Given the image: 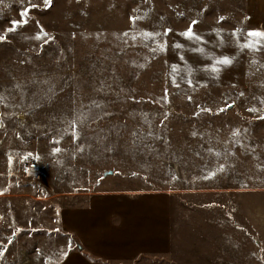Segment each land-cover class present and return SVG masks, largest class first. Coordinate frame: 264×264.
I'll return each instance as SVG.
<instances>
[{"label": "rangeland", "instance_id": "374dc122", "mask_svg": "<svg viewBox=\"0 0 264 264\" xmlns=\"http://www.w3.org/2000/svg\"><path fill=\"white\" fill-rule=\"evenodd\" d=\"M30 4L0 42V264H59V211L102 190L170 193L172 264H264V49L239 46L264 27L246 0H0V35Z\"/></svg>", "mask_w": 264, "mask_h": 264}, {"label": "crops", "instance_id": "0c3cea01", "mask_svg": "<svg viewBox=\"0 0 264 264\" xmlns=\"http://www.w3.org/2000/svg\"><path fill=\"white\" fill-rule=\"evenodd\" d=\"M246 3V24L263 28L264 0ZM170 199V193L161 190H102L80 197L78 203L58 213V230L68 240L64 248L67 255L63 253L59 264H172L167 261L171 248ZM72 236L81 250L75 249Z\"/></svg>", "mask_w": 264, "mask_h": 264}, {"label": "snow or ice", "instance_id": "6c2138e0", "mask_svg": "<svg viewBox=\"0 0 264 264\" xmlns=\"http://www.w3.org/2000/svg\"><path fill=\"white\" fill-rule=\"evenodd\" d=\"M44 4L46 7H50L52 4V0H44ZM33 7H37V5H31L28 8H25L22 12H21V21H13L12 22V27L10 29L6 30V33L4 35H0V42H3L4 40L7 39V32H15L17 30V28L19 27H23L24 25H26L29 21V12L31 10V8ZM140 17H132V21L133 23L136 22L137 19H139ZM224 18L221 17L220 20L222 21ZM197 22L193 21L192 24L189 25V28L182 33L181 35H183L186 39H190V40H195L197 42H199L201 40V37L195 33L193 31V27L195 26ZM171 32V29H167L163 35H168V33ZM125 35H128L127 33H125ZM155 35L157 34H145L146 38H151L154 39ZM234 36L236 35V33L233 34ZM48 36V33L45 32L43 30V28L41 27L40 29V33L37 34L35 37H33L36 40H41L44 39L45 37ZM133 39H135V37H133ZM241 47V49H248L249 51H258L261 49H264V31H250L247 33L246 35V39L245 42L243 44L239 45ZM177 47H179V45H177ZM156 49H153V51H155ZM160 50L163 51L164 50V45H160ZM201 52L203 51L202 49L200 50ZM232 63L231 59L224 57L222 59H218L215 61V64L212 67V71L215 73H219L220 71V67L219 66H228ZM143 67V66H141ZM173 73H175L176 71H178L177 68H173L172 69ZM190 83V82H189ZM15 87H20V85H16ZM52 89L49 88V91H51ZM242 95V94H241ZM6 99V97L3 96L2 93H0V103L3 102V100ZM165 102H167V93L165 94ZM6 106V105H5ZM98 106V105H97ZM226 109H221V111H224ZM249 111H256V109H249ZM262 119H264V117H261ZM0 126H3V120L0 119ZM75 127L76 124L75 122H72V132H71V136L72 138L75 140L78 138V134L75 131ZM234 136H238L239 132H234L233 133ZM56 143H59V141H56ZM61 149L60 148H55L53 154H58L60 153ZM31 155V154H29ZM25 159H27V157H25ZM9 163L11 164V157H9ZM223 167L221 166V168L219 169V171H223ZM212 175H215V173H213ZM209 178V177H206ZM6 191V190H5ZM4 193L2 191H0V195H3ZM16 231H19V229H17ZM15 232L13 233V236H15ZM9 243H11V238H9ZM71 249V242L69 241V250ZM6 250V248L4 249ZM64 255L66 256L67 253H64ZM3 256V250H0V257Z\"/></svg>", "mask_w": 264, "mask_h": 264}, {"label": "water", "instance_id": "95a60500", "mask_svg": "<svg viewBox=\"0 0 264 264\" xmlns=\"http://www.w3.org/2000/svg\"><path fill=\"white\" fill-rule=\"evenodd\" d=\"M110 174H111V171H104L103 172V176L110 175ZM71 239H72V241L74 243L75 249L81 250L82 249L81 244H79V242L75 238H73V236L71 237Z\"/></svg>", "mask_w": 264, "mask_h": 264}, {"label": "built area", "instance_id": "2783aa9c", "mask_svg": "<svg viewBox=\"0 0 264 264\" xmlns=\"http://www.w3.org/2000/svg\"><path fill=\"white\" fill-rule=\"evenodd\" d=\"M36 178H39V175H36Z\"/></svg>", "mask_w": 264, "mask_h": 264}]
</instances>
